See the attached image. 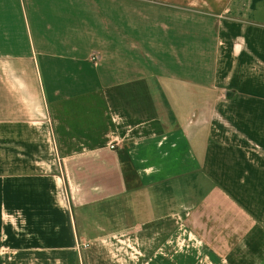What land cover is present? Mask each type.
Returning a JSON list of instances; mask_svg holds the SVG:
<instances>
[{"label":"crops","instance_id":"crops-1","mask_svg":"<svg viewBox=\"0 0 264 264\" xmlns=\"http://www.w3.org/2000/svg\"><path fill=\"white\" fill-rule=\"evenodd\" d=\"M0 264H264V0H0Z\"/></svg>","mask_w":264,"mask_h":264},{"label":"built area","instance_id":"built-area-1","mask_svg":"<svg viewBox=\"0 0 264 264\" xmlns=\"http://www.w3.org/2000/svg\"><path fill=\"white\" fill-rule=\"evenodd\" d=\"M117 143H114L111 145V148L114 149L116 147ZM88 245L87 244H84V247H87Z\"/></svg>","mask_w":264,"mask_h":264}]
</instances>
